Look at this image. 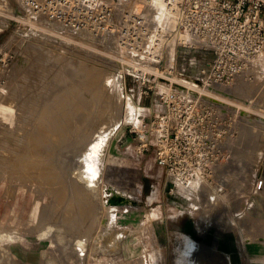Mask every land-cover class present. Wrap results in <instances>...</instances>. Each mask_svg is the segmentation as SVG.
I'll return each instance as SVG.
<instances>
[{"label":"rangeland","instance_id":"1","mask_svg":"<svg viewBox=\"0 0 264 264\" xmlns=\"http://www.w3.org/2000/svg\"><path fill=\"white\" fill-rule=\"evenodd\" d=\"M4 1L0 0V185L8 186L7 199L13 201L15 195H19L25 206L20 215H11L0 226V238L7 237L0 239V246L8 249L11 255L5 250L9 260L2 256L0 259H4L6 264H264V185L261 190H256L257 181L264 182V120L256 115L264 114V63L256 69L249 68L232 85L213 89L214 92L222 90L220 97L222 104L226 105L222 108V163L215 166L209 179L192 185L185 192L170 181L164 169L156 165L153 146L148 151H141V143L149 141L148 138L119 128L117 120L122 115L121 107L115 121L105 115L107 80H115L116 89L119 87L120 91L118 101L122 99L118 78L120 58L109 42L90 37L89 40L85 36L66 37L52 28L43 32L20 19L21 15L15 13L11 0H8L9 5L2 6ZM36 33L41 36L37 37ZM173 57L171 79L190 82L198 70L213 59V54L199 49L178 48ZM65 60L68 64L72 63L71 67L84 66L82 68L95 74L100 73L101 84H96V88L99 87L98 96L92 95L87 87L79 86L84 78L82 75L77 77L72 73L70 76L57 65L60 61L66 64ZM68 70L75 72L79 69ZM76 85L79 86V93L72 100L73 106L82 98L86 112L83 109L77 112L76 108L64 103L67 102L66 94ZM60 90L62 93H59ZM130 90L134 105H137V88L130 85ZM61 98L64 99L60 101ZM152 106V99L141 100V116L149 118ZM69 111L72 116L64 115ZM80 113L82 116H79ZM53 115L61 121H55ZM39 119L43 120L42 123ZM50 119L51 122H48ZM62 120L68 121L65 123ZM35 128L41 131V139L38 137L39 142L33 145L26 137L32 135ZM50 128H54L53 131ZM54 130L57 132L55 135ZM25 140L33 146H27ZM20 142L24 150L31 153L36 150L22 165L17 158L20 149L15 147ZM96 144L93 153L91 148ZM88 150H91L90 157ZM75 156L83 157V166L94 163L88 165L89 177L96 176L92 180H98L96 183L93 181L95 186L92 188L74 174L78 162ZM7 163H11L10 166ZM17 166L20 171L27 167L33 172L24 170L23 173L27 172L25 177H29L25 178V174L16 172ZM36 174L43 176L45 181L41 177L38 179ZM50 174L52 178H49ZM57 178L61 184L57 185ZM108 185L127 193L135 206L112 212L110 234L95 245L93 239L100 233L98 229L100 231L103 227L99 225V219L105 214L100 198L101 188ZM47 188L50 191H46ZM58 191L60 193L56 194ZM58 195L63 199H59ZM56 198L64 206L58 202L61 207H56ZM66 202H69L70 210L65 208ZM86 211L90 218H87ZM68 214L73 215L71 218L76 216L73 222L72 219L69 222L65 219ZM78 214L85 222L81 223ZM91 216H96L94 223ZM90 225L93 230L85 237L86 241H82V235ZM117 233L120 237L116 244L110 245L109 241ZM74 247L80 250L74 251ZM1 248L0 255L5 256Z\"/></svg>","mask_w":264,"mask_h":264},{"label":"built area","instance_id":"2","mask_svg":"<svg viewBox=\"0 0 264 264\" xmlns=\"http://www.w3.org/2000/svg\"><path fill=\"white\" fill-rule=\"evenodd\" d=\"M11 2L20 19L43 32L52 28L66 37L90 40V35L109 42L120 58L122 101L131 103L134 111L119 128L148 138L141 151L153 146L156 165L185 192L211 177L222 163L226 106L222 90L213 89L232 85L264 57V0ZM178 48L210 51L213 59L190 82L176 81L171 77ZM130 85L137 88V105ZM143 99L153 101L149 118L140 114ZM263 185L257 181L256 190Z\"/></svg>","mask_w":264,"mask_h":264},{"label":"bare ground","instance_id":"3","mask_svg":"<svg viewBox=\"0 0 264 264\" xmlns=\"http://www.w3.org/2000/svg\"><path fill=\"white\" fill-rule=\"evenodd\" d=\"M6 1H4L3 2V5L2 6H6ZM1 9V8H0ZM2 12V11H1ZM10 16H11V14H10ZM45 31V30H44ZM36 35H37V37H40L41 35L40 34H37L36 33ZM38 35H40V36H38ZM83 35H85V34H83ZM43 36H47L48 37V35L46 34V35H44L43 34ZM88 37H90V38H92V36H90V35H88ZM60 40V39H59ZM62 40V39H61ZM43 41V40H42ZM79 42V41H78ZM60 49H62V48H60ZM63 50H64V48H63ZM66 50V49H65ZM62 51V50H61ZM66 61V60H65ZM68 61V60H67ZM67 61H66V64H64L63 65V63H60L59 62V64H58V62H57V65H59V66H61L63 69H65V72L66 73H70V76L72 75V73H74V75L75 76H80V75H82V77H84L83 78V80H82V82H81V84H79V86L80 85H82V86H85V87H87L88 89H89V91L92 93V95H94L95 96V94H96V96H98V93H99V87L98 88H96V84L97 83H99V84H101L100 82V80L102 79L101 78V75H99L100 73H98V74H95L93 71H91L90 69H86V68H82V67H84V66H79V65H77V66H75V64H74V66L75 67H71V65H72V63L70 64H68L67 63ZM70 62V61H69ZM80 62V61H79ZM56 63V62H55ZM54 63V64H55ZM65 63V62H64ZM264 63V57L263 58H261L260 60H258V61H256L255 63H253L252 65H251V67L253 68V69H256V68H258L261 64H263ZM70 65V66H69ZM82 65V64H81ZM73 66V65H72ZM250 67V68H251ZM79 69V70H75V72H72L71 70H68V69ZM252 70V69H251ZM78 73V74H77ZM104 74V73H103ZM246 74V73H245ZM101 78V79H100ZM60 81V80H59ZM58 80H57V82H59ZM62 82V81H61ZM41 83V82H40ZM107 83L109 84V85H107L108 87H107V93L105 94V98H106V101L104 102V108H105V115L106 116H108L111 120H113V121H115L116 120V117H117V112H118V110H119V108L121 107V113H122V115L120 116V118H119V120H117V124L118 123H120L121 121H123L124 119L125 120H129V119H132L133 118V113H134V111H132V106L130 105V103L129 102H124V101H122V99L121 100H119L118 101V99H119V96H118V94H119V92H118V90H119V87H118V89H116V83H115V80H107ZM59 84V83H58ZM111 84V85H110ZM24 86V85H23ZM79 86L78 85H76L75 86V88L74 89H72L71 91H68V94H66L67 96H66V100H67V102H64V103H67V105H71V107H73L74 109L76 108V111L77 110H84V108H83V105H82V102L84 103V100L82 99V98H80L79 99V101H77L78 103H77V105H74L73 106V102H72V100H75V99H73V98H77L76 97V95H78V91H79ZM118 86V85H117ZM185 86L186 87H189L190 89H192L193 90V92H196L197 90L191 85V86H189L188 84H185ZM24 88V87H23ZM222 89V88H221ZM39 92V91H38ZM33 93V92H32ZM59 93H62V91L60 90V92ZM92 95H91V97H92ZM212 96V95H211ZM60 98V97H59ZM122 98V97H121ZM58 99V98H57ZM62 99H64V98H61V100L60 101H62ZM214 99H216V100H219V98H214ZM57 101L58 103L60 102V101ZM55 101V102H56ZM57 104V103H56ZM60 104V103H59ZM58 104V106H61V105H63V104H61V105H59ZM34 105V104H33ZM65 105V104H64ZM85 105V104H84ZM48 106V105H47ZM53 106V105H52ZM54 106H56L55 104H54ZM57 107V106H56ZM56 107H54V108H56ZM116 107H117V109H116ZM46 109V108H45ZM41 111H42V109H41ZM45 111V110H44ZM67 111V110H66ZM85 112H86V110H84ZM47 112V111H46ZM78 112V111H77ZM76 112V113H77ZM83 112V111H82ZM81 112V113H82ZM30 113H32V112H30ZM51 113V112H50ZM67 114H64V115H68V114H70L71 115V113H70V111H69V113L68 112H66ZM81 113H80V115L79 116H82L81 115ZM84 113V112H83ZM40 114H41V112H40ZM54 114H57L56 112H54ZM72 114H74V113H72ZM42 115V114H41ZM58 115V114H57ZM56 115V116H57ZM75 115V114H74ZM256 115H258V116H260V118L261 119H263L264 120V114H261V113H257ZM31 116V115H30ZM52 116V115H51ZM62 116H63V113H62ZM66 116H64V119H65V117ZM72 116V115H71ZM76 116V115H75ZM75 116H74V118H75ZM132 116V117H131ZM53 117H55L54 115H53ZM59 117V116H58ZM69 117V116H68ZM84 117V116H83ZM56 118V119H55ZM54 119H55V121H58L59 119L57 118V117H55ZM72 118V117H71ZM77 118H78V116H77ZM255 118H257V117H255ZM255 118H254V120H255ZM34 119V118H33ZM58 119V120H57ZM69 119H70V117H69ZM29 120V119H28ZM40 120V119H39ZM42 120V119H41ZM40 120V122L42 123V121ZM66 120V119H65ZM63 121V122H67V121ZM72 120V119H71ZM77 120V119H76ZM81 120V119H80ZM52 121H53V119H52ZM59 121H61V120H59ZM70 121V120H69ZM75 121V120H74ZM78 121V120H77ZM39 122V123H40ZM48 122H51V119L48 121ZM45 123H47L46 121H45ZM58 123V122H57ZM68 123H70V122H68ZM44 124V123H43ZM53 124V123H52ZM75 124H78V123H76L75 122ZM112 124V123H111ZM116 124V123H115ZM116 124V125H117ZM54 125H56L55 123H54ZM54 125L53 126H51V124H50V126L51 127H54ZM70 125H73V124H69L68 126H70ZM45 126H46V124H45ZM44 125H43V127H45ZM59 126V125H58ZM61 126V125H60ZM42 127V128H43ZM115 127H117V126H115ZM41 128V129H42ZM46 128V127H45ZM55 128V127H54ZM54 128H50V129H52V131H53V129ZM59 128H61V127H59ZM37 128H35L34 130H33V132L31 133L32 135H30V136H27L26 138L29 140L30 139V141L33 143V145H35L34 143H36L37 141L39 142V140H37L38 139V137H40V139H41V135H40V133H41V131L39 132V131H37L36 130ZM40 129V128H39ZM116 129V128H115ZM45 130V129H44ZM55 130H56V128H55ZM55 130H54V135H55V133H57V132H55ZM5 131V130H4ZM27 133V132H26ZM5 134H7V133H5ZM9 134V133H8ZM47 134V133H46ZM27 135H29V134H27ZM40 135V136H39ZM63 135V134H62ZM43 136V135H42ZM44 137V136H43ZM43 137H42V139H43ZM51 137H52V135H51ZM55 137V136H54ZM18 138V137H17ZM25 138V139H26ZM47 138V137H46ZM46 138H44V139H46ZM48 138H50V136L48 137ZM47 138V139H48ZM53 138V137H52ZM20 139H21V137H20ZM19 139V140H20ZM54 139V138H53ZM56 139V138H55ZM2 140V139H1ZM12 140V139H11ZM28 140H25L24 142H28ZM57 140V139H56ZM65 140H66V138H65ZM13 141V140H12ZM2 142V141H1ZM4 142V141H3ZM25 143V144H28L27 146H29L30 144H29V142L28 143ZM41 142V141H40ZM82 142V141H81ZM6 143V142H5ZM10 144V143H9ZM18 144V143H17ZM24 143H23V145H25ZM83 144V143H82ZM86 144V143H85ZM1 145H3V144H1ZM32 144L30 145V146H33ZM37 145V144H36ZM98 144H96V145H91L92 146V148H91V150L93 149H95L96 148V146H97ZM10 146V145H9ZM18 146V148L17 149H20L19 151H18V153H17V155H18V157L17 156H15V157H17V158H19L18 160L20 161V163L19 164H21L22 162L24 163V161H26V160H29V158H31L30 156L32 155V153L34 152V153H36L35 151L36 150H34V148L32 147V149L34 150L32 153L30 152V150H28V151H26L27 149H25L24 150V148L22 147V144H21V142H20V144L19 145H15V147H17ZM29 146V147H30ZM41 146V145H40ZM72 146V145H71ZM2 147H4V146H2ZM14 147V148H15ZM29 147H28V149H29ZM7 148V147H6ZM9 148V147H8ZM23 148V149H22ZM31 149V148H30ZM38 149V148H37ZM91 150L88 152L89 154H88V157H90L91 156ZM92 150V151H93ZM96 150V149H95ZM15 151V150H14ZM41 151V150H40ZM12 152V151H11ZM15 152H17V151H15ZM98 152V151H97ZM38 153V152H37ZM93 153H94V151H93ZM93 153H92V156H93ZM5 154V153H4ZM14 154V153H13ZM40 154V153H39ZM75 154V153H74ZM87 154V153H86ZM16 155V154H15ZM35 155V154H34ZM38 155V154H37ZM8 156H10V155H8ZM82 156V155H81ZM83 156H85V154L83 155ZM9 158H11V157H9ZM8 158V159H9ZM34 157L32 156V159H33ZM75 158H76V161H78L77 162V164H76V168H75V173L74 174H76V175H78L77 177L78 178H80L81 179V181L83 180L84 181V183H85V181L88 183L87 185L90 187V188H92L93 187V185L95 186V183L96 182H98V180L96 181V180H92V179H95L96 178V176H95V178L93 177H89V172H88V165L89 164H85L86 166H83L82 164H81V161H83V157H80V156H75ZM7 159V160H8ZM89 158H87V160H88ZM7 160H5L6 162H7ZM12 160V159H11ZM10 160V161H11ZM42 160H44V159H42ZM84 160H85V158H84ZM91 160V159H90ZM10 161H8V162H10ZM39 161V160H38ZM86 161V160H85ZM2 162V161H1ZM13 162H14V160H13ZM15 162H17V161H15ZM32 163H33V161H31ZM35 162V161H34ZM87 162H89V161H87ZM29 163H30V161H29ZM31 163V164H32ZM42 163H43V161H42ZM83 163V162H82ZM5 164V163H4ZM11 164V163H10ZM10 164L8 165V163H7V165L8 166H10ZM25 164H28V162H26ZM92 164H94V163H92ZM92 164L91 165H89V166H92ZM17 165V164H16ZM22 165V164H21ZM36 165V164H35ZM38 165V164H37ZM39 165H40V163H39ZM38 165V166H39ZM3 166V165H2ZM20 166V165H19ZM19 166H17V168L19 167ZM28 166H29V164H28ZM11 168V167H10ZM14 168H16V166L14 167ZM20 168V167H19ZM19 168H18V170L16 171L17 173L18 172H22V173H20V174H25L23 177H25L27 174V172L26 173H23V171L24 170H26L27 169V167H25V169L24 170H19ZM41 168V167H40ZM44 168H45V166H44ZM98 168V167H97ZM21 169H22V166H21ZM90 169V168H89ZM93 169H94V167H93ZM96 169V168H95ZM8 170V169H7ZM10 170V169H9ZM8 170V171H9ZM15 170V169H14ZM27 170H30V169H27ZM54 170H55V168H54ZM5 171V170H4ZM13 171V170H12ZM31 171V170H30ZM30 171L28 172L30 175H31V173H30ZM59 171V170H58ZM95 171V170H94ZM6 172V171H5ZM31 172H33V170L31 171ZM97 172V170L95 171V173ZM8 173V172H7ZM45 173V172H44ZM43 173V174H44ZM91 173V172H90ZM93 173V172H92ZM95 173H94V175H95ZM12 174V173H11ZM47 175V174H46ZM46 175H45V177H46ZM51 175V174H50ZM97 175V174H96ZM9 176H10V174H9ZM32 176V175H31ZM35 176H37V174L35 175ZM48 176V175H47ZM65 176V175H64ZM92 176H93V174H92ZM20 177H22L21 175H20ZM19 177V178H20ZM22 177V178H23ZM33 178H34V174H33V176H32ZM39 177H41V176H37V178L39 179ZM58 177V176H57ZM98 177V176H97ZM25 178H29V177H25ZM36 178V177H35ZM36 178V179H37ZM42 179L41 180H44L45 178L42 176L41 177ZM44 178V179H43ZM49 178H52V175H51V177H49ZM32 178L30 177V180H31ZM47 179H48V177H47ZM47 179H46V181H47ZM58 179V178H57ZM98 179V178H97ZM17 180V179H16ZM24 180V179H23ZM52 181V179H49V181ZM59 180V179H58ZM92 180V181H91ZM22 181V180H21ZM26 181V180H25ZM35 181V180H34ZM45 181V180H44ZM43 181V182H44ZM61 180H59V183H57V185L58 184H61V182H60ZM74 181V180H73ZM76 181V180H75ZM80 181V180H79ZM93 181H95V183H93ZM100 181V180H99ZM38 182V181H37ZM42 182V181H41ZM48 182V181H47ZM46 182V183H47ZM51 183V182H50ZM77 183V182H76ZM75 183V184H76ZM40 184H43V183H40ZM71 184V183H70ZM86 184V183H85ZM85 184H84V186L83 187H85ZM72 185V184H71ZM77 185V184H76ZM86 185V186H87ZM98 185V184H97ZM196 185V184H195ZM43 186H44V184H43ZM49 186V185H48ZM47 186V187H48ZM50 186H51V184H50ZM50 186H49V188H50ZM102 186V185H101ZM45 187V186H44ZM61 187V186H60ZM62 187H63V185H62ZM196 187V186H195ZM23 188H24V186H23ZM49 188H47L46 189V191L47 190H49ZM51 188H53L52 186H51ZM69 188V187H68ZM81 188H82V186H81ZM44 189V188H43ZM86 189H87V187H86ZM97 189H99V188H97ZM102 190H101V200H102V207L104 208L103 210H105L103 213H105L102 217H101V219H99L100 220V224L99 225H101V226H103V227H101V229H100V231H99V229H98V232H100V233H97V235H96V233H95V235H93V237L95 236V238L93 239V241L95 242V245H99L100 244V241H101V239H103V237L105 238L108 234H110V230H109V227H110V224H109V222H110V214H112V212H114V211H117V210H119V209H122V208H124V209H127V208H129V207H134L135 206V204H134V202L127 196V193H125V192H122V191H120V190H118L116 187H114V186H112V185H108V186H103V188H101ZM14 190V189H13ZM55 190V189H54ZM73 190V189H72ZM75 190V189H74ZM73 190V191H74ZM77 191H79V189H76ZM84 190H85V188H84ZM91 190V189H90ZM50 191V190H49ZM73 191H72V193H73ZM15 192V191H14ZM51 192H53L52 190H51ZM63 192V191H62ZM65 192H66V190H65ZM76 192V191H75ZM74 192V193H75ZM85 192H87V190L85 191ZM90 193H91V191H89ZM49 193V192H48ZM54 193V192H53ZM53 193H51V195L53 194ZM60 193V191H58V193H56V194H59ZM82 193V192H81ZM89 193V194H90ZM55 194V193H54ZM53 194V195H54ZM76 194V193H75ZM82 194H84V193H82ZM100 194V193H99ZM63 195V194H62ZM72 196H73V194H71ZM81 195V194H80ZM61 196V195H60ZM59 195H58V197H60ZM67 196V195H66ZM72 196H70V197H72ZM79 196V195H78ZM51 197H56V196H51ZM81 197V196H80ZM84 197V196H83ZM65 198V197H64ZM66 198H68V197H66ZM75 198V197H74ZM73 198V199H74ZM114 198V199H113ZM59 199H63V197L61 198H59ZM81 199V198H80ZM79 199V200H80ZM87 199V198H86ZM58 199L56 198V200L55 201H57ZM67 200V199H66ZM115 200H118V202H116ZM72 201V200H71ZM76 201V200H75ZM82 201V200H81ZM80 201V202H81ZM88 201V200H87ZM60 203V201H57V204H56V207L57 206H59V203ZM85 202V201H84ZM83 202V203H84ZM71 203V202H70ZM87 203V202H86ZM54 204V203H53ZM52 204V205H53ZM61 204V203H60ZM66 204H67V202H66ZM78 204V203H77ZM88 204V203H87ZM89 204H90V202H89ZM51 205V206H52ZM62 205V204H61ZM61 205L59 206V207H61ZM62 206H64V205H62ZM76 206V205H75ZM85 206L87 207L88 205H86L85 204ZM85 206H83V207H85ZM101 206V205H100ZM56 207H54L55 209H53L52 207H50V208H52L53 210H56L57 208ZM99 207V206H98ZM65 208H69L68 210H70V205H69V202H68V204H67V207L65 206ZM78 208V207H77ZM95 208V207H94ZM101 208V207H100ZM44 209V208H43ZM48 209V208H47ZM59 209V208H58ZM67 209H65V210H67ZM81 209H82V207H81ZM86 210H87V208H85ZM89 209V208H88ZM49 210V209H48ZM80 210V209H79ZM58 211V210H57ZM81 211V210H80ZM93 211V210H92ZM49 212V211H48ZM51 212H53V211H51ZM55 212V211H54ZM66 212H68V211H65V213ZM71 212H72V210H71ZM87 212V211H86ZM90 212H91V209H90ZM89 212V213H90ZM69 213V212H68ZM79 213V212H78ZM102 213V214H103ZM81 214V213H80ZM80 214H78V216L80 217L81 215ZM93 214V213H92ZM113 214H115V213H113ZM44 215V212H43V214H42V216ZM63 215V214H62ZM86 215V214H85ZM87 215H88V212H87ZM86 215V216H87ZM90 215V214H89ZM88 215V216H89ZM94 215V214H93ZM71 216H73V215H67V217L65 218L67 221L69 220V219H72L71 220V222H73V218L74 217H76V216H74V217H72L71 218ZM86 216H85V218H86ZM87 216V218H90V216L88 217ZM99 216V215H98ZM59 217V216H58ZM78 217V218H79ZM84 217V216H83ZM96 216H94V218H95ZM81 218V217H80ZM94 218H92V216H91V219L93 220ZM99 218V217H98ZM47 219V218H46ZM50 219V218H49ZM82 219V218H81ZM90 219V220H91ZM113 219V218H112ZM66 220H65V222H66ZM79 220V219H78ZM85 220V219H84ZM83 219L82 220H80L81 221V223H82V221H84ZM91 220V221H92ZM95 220H97V219H95ZM95 220H93L92 222L94 223V221ZM99 220H98V222H99ZM89 221V220H88ZM112 221V220H111ZM69 222V221H68ZM85 222V221H84ZM87 222V221H86ZM92 222H90V224L92 223ZM92 223V224H93ZM71 224V223H70ZM69 224V225H70ZM113 224V223H112ZM58 226V225H57ZM56 226V227H57ZM97 226V225H96ZM112 226V225H111ZM113 226H114V224H113ZM55 227V226H54ZM82 227V226H81ZM98 227V226H97ZM50 228V227H49ZM85 228V227H84ZM92 227H91V225L89 226V227H87V229H86V231L84 232V234L82 235L83 237V239H82V241H86L85 240V237H87L88 235H90V232H91V230H93V229H91ZM99 228V227H98ZM114 228V227H113ZM112 228V229H113ZM53 229V228H52ZM57 229V228H56ZM71 230V229H70ZM57 231H59V230H57ZM61 231H62V229H61ZM60 231V232H61ZM74 231V230H73ZM95 231V230H94ZM64 232H66V230L64 231ZM77 232V231H76ZM75 232V233H76ZM54 233V232H53ZM94 233V232H93ZM112 233V232H111ZM10 234V233H9ZM13 234H15V233H13ZM61 234V233H60ZM82 234V233H81ZM7 235V234H6ZM63 235V234H62ZM68 236H70V235H68ZM0 237H1V235H0ZM3 237L4 236H2V239L1 240H3ZM16 237V236H15ZM59 237H60V235H59ZM61 237H63V236H61ZM120 237V234H116V235H114L113 236V238L109 241V244L110 245H115L116 244V241L118 240V238ZM4 238H7V237H4ZM12 238V237H11ZM17 238H18V236L16 237V240H17ZM9 239V238H8ZM8 239H6V240H8ZM12 239H14L13 241L16 243V241H15V238H12ZM11 239V240H12ZM19 239V238H18ZM52 239V238H51ZM68 239V238H67ZM77 239V238H76ZM5 240V239H4ZM65 240V239H64ZM73 240V239H72ZM78 240V239H77ZM76 240V241H77ZM88 240H89V238H88ZM10 241V240H9ZM13 241H11V242H13ZM19 241H20V239H19ZM75 241V242H76ZM79 241H81V240H79ZM78 241V242H79ZM64 242V241H63ZM74 242V241H73ZM78 242H76V243H78ZM89 242V241H88ZM20 243H21V241H20ZM82 243V242H81ZM102 243V242H101ZM13 244V243H12ZM51 244V243H50ZM65 244V243H64ZM67 244H68V242H67ZM75 244V243H74ZM7 245V244H6ZM5 244H4V246H6ZM77 245V244H76ZM80 245V244H79ZM86 245H87V243H86ZM50 246V245H49ZM75 246V245H74ZM82 246V245H81ZM81 246H79V247H81ZM90 246V245H89ZM2 247V245L0 246V248ZM7 247V246H6ZM99 247V246H98ZM100 247H101V245H100ZM5 248V247H4ZM4 248H1V249H4ZM76 249H78V248H76ZM96 249V248H95ZM5 250H8V249H4V255H5V253H7V251H5ZM78 250H80V248L78 249ZM78 250H75V247H74V251H78ZM0 251H3V250H0ZM83 251H84V249H83ZM2 252H0V254H1ZM8 253H9V255H10V252H9V250H8ZM44 253V252H43ZM63 253V252H62ZM75 254V253H74ZM77 254H79V253H77ZM43 255V254H42ZM0 256H2L4 259L8 256V254L7 255H5V256H3V255H0ZM11 256V255H10ZM10 256L9 257H7V260H9V258H10ZM91 256V255H90ZM1 257V258H2ZM82 257V256H81ZM2 258V259H3ZM12 258V257H11ZM78 258V257H77ZM3 259V260H4ZM81 259V258H80ZM79 259V260H80ZM1 260V259H0ZM3 260H1V262L0 263H2V264H6V262L4 263L3 262ZM6 260V259H5ZM6 260V261H7ZM19 260V259H18ZM10 261L13 263L14 262V259H13V261L10 259ZM10 261H8L9 263H10ZM48 261V260H47ZM80 262H81V260H80ZM17 263V262H16ZM8 264V263H7Z\"/></svg>","mask_w":264,"mask_h":264},{"label":"crops","instance_id":"4","mask_svg":"<svg viewBox=\"0 0 264 264\" xmlns=\"http://www.w3.org/2000/svg\"><path fill=\"white\" fill-rule=\"evenodd\" d=\"M8 186L0 185V226L6 221V218L11 215H20L24 210V200H21L19 195H15L14 200L11 201L5 197Z\"/></svg>","mask_w":264,"mask_h":264},{"label":"water","instance_id":"5","mask_svg":"<svg viewBox=\"0 0 264 264\" xmlns=\"http://www.w3.org/2000/svg\"><path fill=\"white\" fill-rule=\"evenodd\" d=\"M114 199V198H113ZM116 202H118V200H115Z\"/></svg>","mask_w":264,"mask_h":264}]
</instances>
